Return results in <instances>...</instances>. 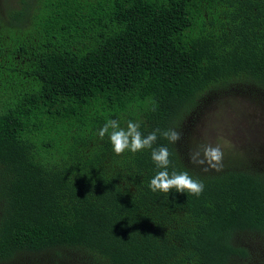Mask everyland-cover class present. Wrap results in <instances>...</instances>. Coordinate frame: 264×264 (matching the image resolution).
Segmentation results:
<instances>
[{
	"label": "trees",
	"instance_id": "obj_1",
	"mask_svg": "<svg viewBox=\"0 0 264 264\" xmlns=\"http://www.w3.org/2000/svg\"><path fill=\"white\" fill-rule=\"evenodd\" d=\"M236 94L264 113V0H0V264H264L262 146L188 158ZM109 119L179 131L152 148L202 193L152 191Z\"/></svg>",
	"mask_w": 264,
	"mask_h": 264
},
{
	"label": "clouds",
	"instance_id": "obj_2",
	"mask_svg": "<svg viewBox=\"0 0 264 264\" xmlns=\"http://www.w3.org/2000/svg\"><path fill=\"white\" fill-rule=\"evenodd\" d=\"M139 128L140 125L133 121L127 123L126 129L120 128L118 120L109 119L98 130V135L100 138H103L106 134L109 135L113 151L116 154H121L126 149L132 152L145 148L152 149L151 158L156 166L162 169L150 180L149 188L152 191L159 190L164 193H169L172 188H175L177 192H185L187 190V192L194 195H200L204 189L202 181L193 179L187 171L180 173L173 171L170 174L168 172V166L170 164V152L168 148L166 146L152 148L158 138V132L171 143L179 141L181 139V133L174 129H168L162 132L160 129H156L147 136H144ZM110 129L111 131H109ZM188 158L190 163L201 166L204 171H220L223 167V152L218 146L202 145L194 150H190Z\"/></svg>",
	"mask_w": 264,
	"mask_h": 264
},
{
	"label": "rangeland",
	"instance_id": "obj_3",
	"mask_svg": "<svg viewBox=\"0 0 264 264\" xmlns=\"http://www.w3.org/2000/svg\"><path fill=\"white\" fill-rule=\"evenodd\" d=\"M195 125L198 141L202 145L220 147L225 153L223 159L228 151L236 148L252 152L262 146L257 154L264 151V113L240 94L205 107ZM240 155L238 152L237 156Z\"/></svg>",
	"mask_w": 264,
	"mask_h": 264
}]
</instances>
